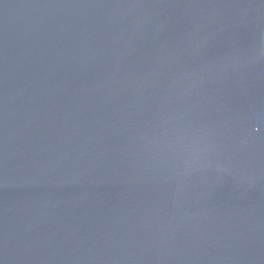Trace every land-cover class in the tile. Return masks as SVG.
<instances>
[{
  "label": "water",
  "instance_id": "1",
  "mask_svg": "<svg viewBox=\"0 0 264 264\" xmlns=\"http://www.w3.org/2000/svg\"><path fill=\"white\" fill-rule=\"evenodd\" d=\"M0 264H264V0H0Z\"/></svg>",
  "mask_w": 264,
  "mask_h": 264
}]
</instances>
